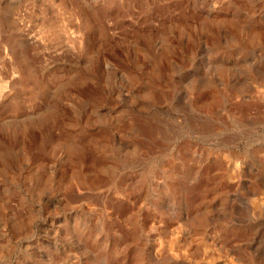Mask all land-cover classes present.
Here are the masks:
<instances>
[{"label":"rangeland","instance_id":"obj_1","mask_svg":"<svg viewBox=\"0 0 264 264\" xmlns=\"http://www.w3.org/2000/svg\"><path fill=\"white\" fill-rule=\"evenodd\" d=\"M0 264H264V0H0Z\"/></svg>","mask_w":264,"mask_h":264}]
</instances>
